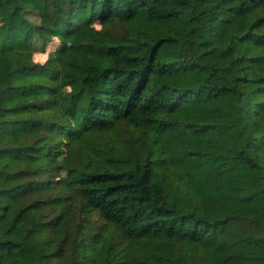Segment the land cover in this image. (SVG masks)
I'll list each match as a JSON object with an SVG mask.
<instances>
[{"label": "trees", "instance_id": "16d2710c", "mask_svg": "<svg viewBox=\"0 0 264 264\" xmlns=\"http://www.w3.org/2000/svg\"><path fill=\"white\" fill-rule=\"evenodd\" d=\"M0 264H264V0H0Z\"/></svg>", "mask_w": 264, "mask_h": 264}, {"label": "rangeland", "instance_id": "374dc122", "mask_svg": "<svg viewBox=\"0 0 264 264\" xmlns=\"http://www.w3.org/2000/svg\"><path fill=\"white\" fill-rule=\"evenodd\" d=\"M50 49L47 47L45 52H39L35 54V60L37 61H44L47 59L48 53Z\"/></svg>", "mask_w": 264, "mask_h": 264}]
</instances>
